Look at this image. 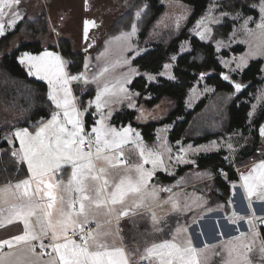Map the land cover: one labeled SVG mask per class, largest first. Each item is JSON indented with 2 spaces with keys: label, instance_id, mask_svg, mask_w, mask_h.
Instances as JSON below:
<instances>
[{
  "label": "snow or ice",
  "instance_id": "1",
  "mask_svg": "<svg viewBox=\"0 0 264 264\" xmlns=\"http://www.w3.org/2000/svg\"><path fill=\"white\" fill-rule=\"evenodd\" d=\"M20 2L21 0H0V36L5 35L3 18L6 15H10L7 22L10 28H14L18 19H22L16 10ZM145 7L148 6L145 5ZM260 11L262 15L260 22L257 23V29L264 35V0H262ZM135 15L139 18L141 12L138 10ZM239 15L237 13V17ZM249 20H251L250 17L242 27L251 33V30L247 29ZM88 23L94 22L88 21ZM178 23L177 21V26ZM200 23L204 24V21L202 20ZM137 31V26L134 23L131 25V31L122 32L115 39L128 43ZM207 31L208 29L205 28L200 33L201 37ZM129 47H131L130 44ZM173 59L175 58L173 57ZM19 62L27 66L29 75L47 80L51 86L48 96L62 111L52 113L51 118L42 122L34 133L27 128H21L12 134L18 140L19 147L13 148L8 152V155L14 158L17 163H26L27 170L31 175L29 178L18 180L15 184L8 183L0 188V201L5 203L9 199L17 201L8 203L7 207L0 205V226H3L5 221L7 223L19 221L24 226L22 234L0 240V248L4 246L12 248L14 245L26 244L28 247L25 249V253L35 254L36 245L33 242H38L41 248L49 247L55 253V256L49 259L46 264H146V262L153 264L154 258L155 264H202L199 259L200 250L192 245L190 239L183 245L176 242V235L187 232V228L183 226L176 227L173 239H163L161 243H151L150 247H145L143 253L139 255V259H135L139 249L134 248L131 261L123 247L107 242L114 233L105 230L98 220L95 230L89 227L90 222L96 220L97 210L103 208L105 215L110 217L115 211L113 206L124 204L130 194L137 196L138 199L132 201L128 208L122 210L118 215L127 217L134 214L136 209L146 207L149 201L157 200L160 191H171V189L157 188L155 185L150 187V181L157 169L163 168L162 152L148 149L138 140H134L135 134L130 126L117 130L106 123L108 117L103 115V110L109 101L105 97L116 95L117 92L127 94L128 90L124 85L129 81H122L118 87L114 85L110 88L106 85L97 93L95 101H89V104L94 103L96 110L101 113V118L99 121H94V126L91 128L94 141H88L80 109L76 107L75 98L70 88V81L85 79L87 82L84 74L69 75L65 71L63 58L59 54L49 51L38 55L24 53L19 57ZM123 63L127 64L129 61L125 59ZM244 66H246V59L241 57L237 69H233V71L242 69ZM164 67L169 68L170 65H164ZM170 78L174 79V77ZM224 79L228 80L229 77L224 76ZM242 87L239 83L234 85L237 91ZM129 107L135 106L130 104ZM85 110H87V105ZM249 115L251 116L252 113ZM260 133L264 135V126L260 128ZM86 142L89 143L90 149L94 145V152L85 151L81 147ZM6 143L12 145L13 140L6 139ZM129 143L134 144L135 148L139 150L142 162L130 165L127 168V175L122 177L119 182L110 184L107 170L105 168L97 169L93 160L94 158L102 159L113 167L115 166L114 161L126 164L122 149ZM229 147L231 146L229 145ZM180 151L181 155L177 157L178 161L187 154L184 149ZM3 154L0 152V155ZM149 163L151 168H146L145 165ZM64 165L71 166L70 178L66 184L62 180L54 183L53 176L59 175ZM163 170L167 169L163 168ZM131 173H135V176L133 177ZM241 179L250 199L258 197L260 201H264V161L256 165L247 175H242ZM89 180L95 182V187L92 189L89 187ZM61 185H63L66 195L59 199L64 207L59 210L60 219L54 221L52 210L57 203L55 189ZM13 189L15 191H12ZM197 200L202 201V197H197L191 204L186 202L181 207L176 196H169L166 203L171 205L173 213L182 214L191 210L192 204ZM33 217H36V224L32 223ZM150 218L152 233L162 234L164 227L161 225L167 226L166 218L157 217L154 212L150 213ZM257 219L261 224H264V218L233 214L232 223H238L240 220L247 221L251 229V242L244 243L248 234L241 232L239 236L233 237L231 241L221 245L227 254L224 264H252L250 253L253 252V246L260 236L255 223ZM107 222L110 223V220ZM70 230L78 231L81 234L79 242L68 238L67 233ZM141 235L151 238V234L148 232ZM42 237H49L48 245L44 244ZM207 247L205 245V248ZM257 250L264 261V239H260ZM15 255L14 252L0 255V264H8L9 258ZM15 264H28V261L24 257L18 256Z\"/></svg>",
  "mask_w": 264,
  "mask_h": 264
},
{
  "label": "rangeland",
  "instance_id": "2",
  "mask_svg": "<svg viewBox=\"0 0 264 264\" xmlns=\"http://www.w3.org/2000/svg\"><path fill=\"white\" fill-rule=\"evenodd\" d=\"M221 1L222 0H214V4L209 6L206 13L200 17L195 26L191 29V32L202 41L213 42L216 45L220 62L226 70V75L224 76L229 77V79L225 81L231 82L234 87L236 83L242 84L241 81L233 79L235 74L243 72L254 60L260 59L264 63V35L261 34L259 29H257V23L260 22L262 15L260 11L262 2L253 5L259 13V16L256 18L255 16L243 17L241 13H239L240 15L237 17V13L231 14L227 13V11L218 12L221 8V5H219ZM136 2L137 0H21L16 10L19 12L22 19H18L15 27L10 28L7 23L10 19V15H6L3 18V22L5 23V35L0 36V41L3 37L15 32L19 24L25 19L34 20L45 11L49 20V33L38 38L43 47V51L40 53L23 52L22 54L30 53L38 55L44 51H49L57 53L62 57L61 52L52 48L60 47L62 42L65 41L70 42L74 53L84 54L85 65H87V67L84 66V71L82 73L87 82H85V79L70 81V88L72 95L75 98L76 107L80 109L85 133L91 132V128L94 126L93 124V126L89 128L87 127L88 113L93 114V117H91L93 121H99L101 113L96 110L94 103L89 104V102L87 104V110H83L78 104L74 87L80 85L83 87V91L93 89L97 95V93L106 85L110 88L114 85L118 87L122 81L127 80L129 82L124 85L128 90L127 94H120L117 92L116 95L105 97L109 103L103 110V115L108 117L106 123L110 126L117 130L130 126L132 132L135 134L133 136L134 140H138L140 144L148 149H155L162 152L164 160L163 168H166L167 170L165 171L163 168H159L160 171H172L176 165L185 163L183 161L188 158L187 156L190 151H195L197 156L199 154L222 152L224 153V156L230 157L229 160L232 159V162L234 163L235 157H237L239 151L248 148L251 149L254 145V139L250 131L244 133L242 130H232L230 126L231 105L236 94H240L244 90L243 87L239 91L234 88V91L230 93L217 90L216 87L208 85L204 79L197 82L186 100V109L189 111L194 110L198 103L205 98L207 99V103L202 110L197 112L191 118L184 139L177 143H172L170 140L171 132L175 127L174 124L159 127L154 133L157 140L155 143H152V145H148L140 129L131 124L119 123L120 121L122 122V120L117 119V114L125 113L130 110L136 111V123L140 125L158 122L168 117L171 112V103L165 100L160 105L151 109L147 107L138 108V95H135L137 92L133 91L130 88V85L138 77H143L151 83H158L162 78L171 79L170 77H174V64H167L170 65V67L165 68L160 74H148L139 71L134 65V60L143 55L149 47L156 43L169 44L186 27L188 20L192 15V8L183 2V0H162V3L166 6L165 13L153 26L148 38L142 44H140L139 40V30L130 38L128 43L117 41L115 38L120 36V34H112V31L115 25L124 15H126V13L136 10L134 9L136 8ZM142 9L143 8L139 9V11ZM137 11L138 10L135 12ZM249 17L251 20H249L247 24V29L251 30V33L242 27L245 25V21ZM202 20L204 21V24L200 23ZM227 20L235 22L232 32L224 38L216 39V27L221 26V24L225 23ZM88 21L94 23L89 24ZM177 21L179 22L178 26ZM205 28H207L208 31L203 37H201L200 33L203 32ZM29 39L30 38L27 35L16 38L6 49L5 53H13L21 43L27 42ZM129 44L131 47H129ZM237 46H242L245 50L242 53H233L229 58H225L222 55L225 50H232ZM189 50V42H184L180 53H185ZM241 57H245L246 66L242 69L233 71V69H237V64ZM174 58L175 61L177 56ZM125 59H127L129 63H123ZM63 60L65 61L64 67L66 73L71 75L68 71L67 61L64 58ZM21 66L28 72L26 65L21 64ZM105 69H107V71H105ZM262 71L264 79V64ZM1 75L2 72L0 69V77ZM32 77L46 83L50 91L51 86L48 84L47 80L41 79L38 76ZM254 99L255 101L253 102L250 111L252 115H249L248 118V123L250 124L254 122L260 112L264 110V85L256 94H254ZM89 101H95V98ZM52 102L55 105V102ZM130 104L135 107H129ZM58 111L62 110L57 108L56 112ZM15 122L16 118L14 114L6 111L3 105L0 104V127L10 128ZM262 126H264V122L261 127ZM18 129L21 128L11 129L7 134V139L13 140V143L15 144H19V142L12 134ZM35 131L32 132L34 133ZM206 136L214 137L208 140H202V138H205ZM262 136L261 141H259V144L256 146L257 150L254 156L242 163L234 164L239 176L238 181L236 182V187L242 192L246 201L251 203L254 200H257V205L253 202L252 215L256 218L264 216V211L256 210V206L264 203V201H260L258 197L249 198L247 191L243 186L241 176L247 175L256 165L264 161V135ZM83 145H81L82 148H84ZM229 145L231 147H229ZM181 149H184L187 154L178 161L177 157L181 155ZM122 150L125 159H140V162H133L132 164L142 162V159L139 156V150L135 148L134 144L129 143L123 146ZM193 155L194 154L192 153L191 156ZM93 163L96 167L103 166L104 164L109 165L104 160L96 158H94ZM114 163L115 171L118 169L120 171L127 170V168L132 165L130 164L126 166L125 164H120L118 161H114ZM64 167L71 168L70 165H64ZM145 167L151 168V164H146ZM223 176L226 177V175ZM205 187L207 189L212 187L213 189V186ZM255 223L257 224V228H259L257 230L260 234L261 223L259 219H257ZM260 239L259 236L256 244L253 246V252L250 253L252 264H264V261H262L257 250Z\"/></svg>",
  "mask_w": 264,
  "mask_h": 264
},
{
  "label": "trees",
  "instance_id": "3",
  "mask_svg": "<svg viewBox=\"0 0 264 264\" xmlns=\"http://www.w3.org/2000/svg\"><path fill=\"white\" fill-rule=\"evenodd\" d=\"M192 8L186 27L169 43L155 44L134 60L135 67L144 73L160 74L164 65L173 63L174 79H160L158 83H151L143 77L136 78L130 85V88L137 92V107L145 106L154 108L167 100L171 103V112L167 118L158 122H151L146 125L136 123V111H126L117 114V119L122 120L120 124H131L141 130L148 145H152L157 140L155 131L162 126L174 124L170 140L177 143L184 139L186 130L191 118L204 108L207 99L201 100L194 110L186 109V100L191 90L200 80H205L208 85L216 87L219 91L233 92L234 87L231 82H226L224 75L226 70L220 62L219 53L213 42H205L197 38L191 32L196 22L202 17L209 6L214 4V0H183ZM262 0H222L218 12L235 14L241 13L244 17L259 16L258 10L253 5L261 3ZM145 5L148 7L146 8ZM143 8L141 16L136 17L135 11ZM136 10L126 13L122 19L115 25L112 34H121L131 30V25L136 24L140 31L139 40L142 44L147 38L153 26L160 20L165 13L166 6L162 0H137ZM235 22L227 20L221 26L215 29V38H224L232 32ZM49 33L48 15L44 11L34 20L25 19L19 24L17 30L3 37L0 41V104L6 111L14 114L15 124L8 127H0V186L15 182L28 177L26 164L17 163V161L8 155V152L17 145L12 146L6 143V136L11 129L27 128L29 131L38 129L42 122L51 118V114L57 111V108L48 96V85L40 80L33 78L21 66L19 57L23 52L40 53L43 47L38 38ZM29 36L27 42H23L13 53H5L6 49L18 37ZM184 42H189L190 50L180 53ZM61 52L62 57L68 63V71L71 75H79L84 71L85 56L82 53H74L70 42H62L60 47L52 48ZM244 47L237 46L232 50H225L222 55L229 58L233 53H242ZM177 56L174 61L173 57ZM263 61L254 60L240 74L233 76L234 80L241 81L244 90L236 94L230 109L231 129L242 130L244 133L250 131L254 139V145L251 149L241 150L237 153L234 163L224 157V153H213L199 157V164L209 166L215 170L228 171V180L237 181L238 175L234 172V164L242 163L256 153V146L262 139L259 129L264 122V110L252 122L248 123L249 114L254 99V94L264 85L263 79ZM77 101L84 110L89 100L96 97L93 89L83 91V87L76 85L74 87ZM92 113H88L87 127H91L94 121L91 119ZM91 133V132H87ZM92 134V133H91ZM214 136H206L202 140L211 139ZM5 169H7L5 171ZM219 172V175H220ZM217 185L221 189L222 201L227 202L230 197V186L220 177L217 178ZM260 233L264 239V224L260 225Z\"/></svg>",
  "mask_w": 264,
  "mask_h": 264
},
{
  "label": "crops",
  "instance_id": "4",
  "mask_svg": "<svg viewBox=\"0 0 264 264\" xmlns=\"http://www.w3.org/2000/svg\"><path fill=\"white\" fill-rule=\"evenodd\" d=\"M15 145H17L16 148L19 147V144H12V146ZM192 153L194 154L193 156H191ZM213 153L215 152L208 154ZM204 155L207 154H199L197 156L195 151H190L187 156L188 158L183 161H188L187 163H180L176 165L172 171L168 172L157 169L154 177L150 181V187L155 185L157 188L171 189V191H160L159 198L155 201H149L146 207L136 209L134 214L127 217L118 215L122 210L127 209L132 201L138 199L137 196L130 194L126 198L124 204L113 206L115 211L112 212L110 217L105 215V210L103 208L97 210L96 220H92L90 225L96 226V221L98 220L105 230L114 233V235L108 238L107 242L114 246L123 247L130 261L133 259L132 251L134 248L139 249L135 257V259H139V255L143 253L145 247H150L151 243H161L163 239H173L176 227L178 225L183 226L187 228V232L176 235V242L183 245L190 239L192 245L200 250L199 259L202 264H224V261L227 259V254L221 245L231 241L233 237L239 236L241 232L248 234L243 242H251V229L247 221L240 220L235 224L231 221L233 214L243 217L252 216L253 204L252 202L246 201L242 192L236 187V182L238 180L229 181L227 178L228 175L226 177L219 175V170L217 171L209 166L200 165L199 157ZM224 157L228 160L230 159L228 156ZM126 161L127 163L125 165L128 166L133 162H140V159L133 158L131 160L126 159ZM193 161L194 163H192ZM96 168H105L107 170V178L110 184L119 182L122 177L128 174L127 170L120 171L118 169L115 171V168L111 165L104 164ZM70 173L71 168L62 166L60 174L53 176V182L55 183L58 180H62L63 183L66 184L70 178ZM30 175L29 173L26 178H29ZM131 175L133 177L135 176L134 173H131ZM218 177L227 182L230 186V197L227 202L221 199L223 194L217 185L218 183L216 180ZM16 182L17 181L11 183L15 184ZM88 184L90 189L95 187V182L92 180H89ZM4 186H0V188ZM205 186H213V189L212 187L207 189ZM12 191L15 190L13 189ZM55 194L57 196V203L52 210V218L54 221H57L60 219L59 210L64 207L59 199L61 196L66 195L63 190V185L55 189ZM92 194L94 195V193ZM169 196H176L181 207H183L186 202L191 204L197 197H202V201L197 200L196 203L192 204L191 210L182 214H176L172 212L171 205L166 203ZM15 202L17 201L9 199L6 203L0 201V205L7 207L8 203ZM257 209L264 211V203L256 206V210ZM152 212H154L157 217L166 218L167 226L161 225V227H164V232L162 234L152 233V222L150 218V213ZM261 218H264V216ZM109 220L110 223L107 222ZM32 223H37L36 217L32 218ZM38 227L37 225V229ZM23 230L24 226L22 222L14 221L12 223H7L5 221L4 225L0 226V240L22 234ZM145 232L150 233L151 238L141 235ZM260 238L262 239L261 233ZM42 239L44 244L48 245L49 237H42ZM33 244L36 245L35 254L25 253V249L28 245L19 244L14 245L12 248L7 246L0 248V255L9 252H14L16 254L9 258L8 264H15V260L18 256L24 257L28 261V264H46L49 259L55 256L51 248H41L38 242H33ZM205 245L208 247L205 248ZM153 264H155V258L153 259Z\"/></svg>",
  "mask_w": 264,
  "mask_h": 264
},
{
  "label": "built area",
  "instance_id": "5",
  "mask_svg": "<svg viewBox=\"0 0 264 264\" xmlns=\"http://www.w3.org/2000/svg\"><path fill=\"white\" fill-rule=\"evenodd\" d=\"M87 140L88 141H94V135L91 134V133H88ZM83 147H84L85 151H88V150H91L93 152L95 151L94 145L90 149L89 143H87V142L83 145ZM234 172H236L238 174V171L236 169H234ZM228 174H229V172L228 171H225V170H221V172H220V176H223V175H226L227 176ZM253 202H254V204H257L256 203L257 200H254ZM253 202H252V204H253ZM89 227H91L93 230L96 229V226L95 225H89ZM68 238L75 239V240H77L79 242L80 241V238H81V234L78 231H70L68 233Z\"/></svg>",
  "mask_w": 264,
  "mask_h": 264
}]
</instances>
